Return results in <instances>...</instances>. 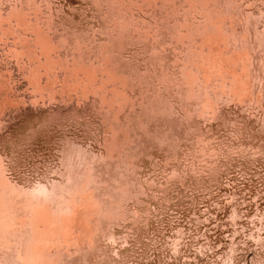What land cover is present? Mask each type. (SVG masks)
<instances>
[{
	"label": "rangeland",
	"instance_id": "374dc122",
	"mask_svg": "<svg viewBox=\"0 0 264 264\" xmlns=\"http://www.w3.org/2000/svg\"><path fill=\"white\" fill-rule=\"evenodd\" d=\"M0 1V6L3 7L2 9L6 8V6H8L7 4L10 2V0ZM4 1L6 3H4ZM7 1L9 2L7 3ZM153 1L157 2L159 0ZM188 1L189 0H184V7L189 10L184 11L186 9L183 10V7L179 11L180 14L190 16L192 21L197 23L207 20V16L199 9L195 10L193 4L192 8L190 7L191 3L189 5L186 4ZM231 1L234 4L231 3ZM32 2H35L39 10L35 8L29 12L33 13L34 10V12L37 10V12L39 11L38 14H42L40 15L42 20L40 19L39 25L43 23L42 25L44 27L47 26L46 23L49 22L48 27L49 29L51 28V32H55L56 30L54 29L64 31L67 28L68 31L75 32L74 34L77 36H81L82 38L86 36V38L83 39L87 42L86 44L89 43L87 40L91 38L90 43L92 41L95 42V44L94 42L91 43L94 48H96L94 45L98 44L96 50L100 48L98 50L99 53L101 52V47L105 50L108 42V46H112L114 50H118L116 53H120L118 54V57L120 56L119 60L127 64L125 72H123L124 75L126 74V76L129 77V84L132 80L135 81L138 75L140 77V74V80L142 77L147 79L141 80H144V82L140 84V88L142 89L130 88L132 94L131 92V95L128 94L129 101L127 102L123 101V96L125 95L122 91L120 92L122 82L119 85L120 81L118 79L112 77V79H116V82L112 81L111 76L109 77V75L104 72L103 74H101V72L99 74L98 72V76L96 73V79L92 75L91 78L95 79L93 82L98 80V83L95 84L97 86L100 84L99 82H106L108 84L109 88H106L107 85L105 84V90L103 88V91H106L104 92L106 95L101 91V87L104 86L103 84V86L101 84L99 85L100 90L94 89V91L96 90V95L93 90L90 91L91 89H84L85 92L79 93L81 91L79 88L77 89L75 87L74 90L68 89L69 86L72 88L73 85L69 84L67 86L66 83L68 81L66 78L67 82L64 80L62 81V77L53 79L49 75L52 80H55V84L53 83L54 81H51V83L56 86V90L53 93L55 96L52 95L51 97V95L47 94L44 95L45 97L38 94L33 96V90L27 82L28 78L20 71L21 68L19 67L20 65L17 62L15 53L11 48V50H9V43L14 41V39L11 38L12 35L9 31V34L6 33V35H8L7 37L0 34V74L9 73L10 76L12 74L11 81L6 82V85L3 83L2 88L4 90L2 91L3 93L0 92V99H2L0 100L1 174H4V176L17 187L26 190L32 189L38 182L42 184L47 183L48 185H50L52 181L60 182L63 177L58 174L56 170L59 169L61 172L63 171L60 165V158L63 150L69 145L83 150L86 154L88 153L87 155H91L93 158L96 156L93 160H99V156L107 157L106 160H102L104 159L102 158L100 159L101 161H96L99 166L101 165L100 162H103L100 167L98 166L99 169L102 166L104 167V169L101 168V171L99 170L97 172L98 174L99 172L100 174L103 172L102 174L105 173V176L117 174L119 177L124 173L122 179L125 180V173L128 172L127 176L130 173V179L133 178L132 181L129 179V176L128 178L126 176V179L129 180H125V182H132L133 186L131 187V193L135 194L133 196L131 195V198H127V200L122 203L121 217L117 215V217L119 216L120 218L114 219L113 216L110 217V222H114L112 224L109 222L112 225V228L108 226L111 231L107 228V225L105 226L108 230L104 226L100 227L102 230H105L107 234L108 231L111 232V237L106 239L108 235L105 232L102 233L106 235H102V233L98 232V230L101 232V229L94 231V233L98 232L99 234L95 233L94 236L96 240L92 243L91 247L87 246V251H89V253H85V256H83V251L78 249L75 250V244L68 243V240L72 241L74 234L75 236H81L84 231L89 230L90 224H87L90 222L87 220L92 216L89 210L92 209L91 206L93 202L85 201L84 197L90 195V198H92L91 196H94L93 192L97 194L94 190L99 187L101 189V186L96 187V185H103L104 193H106L109 186L107 181H109L111 177L113 180H110L109 191H107L111 193L110 189H114V192H116L115 189L117 187L112 188L113 185L111 182L114 183V179H119L120 177H116L117 175L115 177L109 176L107 177V179H109L107 181H105L106 177H102L105 182L102 181L101 184L96 185L94 183V185H91V181L83 185L82 181L80 184H82L84 188H86L87 185L91 187V190L95 188L93 192H89L92 195L89 193L85 195V191L88 192V188H86L84 191H80L82 194L84 193V196H82L76 186L75 189L79 194L73 190V196L75 194L77 195V198L75 195L73 201L75 200L76 202L78 199L80 202H74L75 204L71 202V195L68 199V202H71L69 206L76 205L78 209L89 210L88 212L81 213L84 221L82 218L78 220V228L75 227L74 230H71L73 232L70 233V228L65 227L66 225L59 224V228L57 229L58 232L55 236L46 234L47 228L45 232L44 228H42L45 224L39 223V218L38 220L36 219L38 212L40 213L41 210L44 209L43 202L38 203V201L32 200V203H29V200L26 201L25 197L18 194L16 191H8L9 194L7 191L0 188V255L3 257V252H5V254H7H4L3 258L9 256L10 259L12 257L10 253L13 254V258L15 256L18 257L19 255L17 256V254L21 252H16V254L14 251L21 249L20 241L23 239L24 242H21L27 245V242L30 241V238L27 237L29 234L27 230L30 231L33 229L30 232L34 231L33 234L35 235H33V237L29 235L33 240L32 242L30 241L31 249L29 251H32L30 252L29 261L27 259V264H45L49 262L48 260L53 261L52 258L54 261L57 258L60 260H57V262L53 261L51 264H59L62 262L64 264H264V97H261V99L260 97L257 98V96L254 97V95H250V91L247 89L248 84L244 77H242L234 94H232L231 91L227 92L228 89L224 85L212 86V88L209 89V91H213L212 93L221 89V93L220 91L218 92L219 94L217 93V99H214L213 102V109L216 111L214 110V113H212V110L207 111V109L203 108L205 112H202V107L205 105L196 101L198 100L195 98L196 96L192 97L194 95L191 96L189 92V85H195L194 87L197 89L199 85L195 82L196 80L193 79V74L189 76L192 83L189 84L187 81L189 79L181 72V57L186 52L185 44L181 43L178 36L176 38H166L164 41L153 37L154 31L152 30L157 19L159 20L161 16H163V19L166 18V16H164V11L169 10L167 12H170V8L168 7L170 5L168 4H163L165 5L164 9L159 3L156 4L158 9L162 12L161 15L159 14L161 12L158 11L157 16L153 13L155 7L145 4L144 1L122 0V4L121 2L119 3L121 5L119 11L122 13L123 10L121 11V9L125 8L124 11L129 13L128 18L133 23H130V27H127L126 22H124L125 20L123 19L122 22V17L119 16L115 9L113 10L109 0H32ZM219 2L221 6L226 4L225 6L227 7L228 14L230 15L231 13L233 20H237L236 22L242 25V27L245 25L244 23L246 20H244V15L240 16L237 14V10H241L249 16L251 14L252 16L248 17L254 22L255 29L258 31L263 29L264 0H223ZM166 6L168 8L167 10ZM255 11L259 17L251 13ZM261 15L262 17H260ZM260 18L262 19L260 20ZM44 23L46 25H44ZM118 23L122 25L125 23V32L129 35L123 37L124 40L119 38L124 42L123 44L121 43V45L119 44L120 46L117 43L121 41L118 42L116 39L117 43L113 41L114 45H111L112 39H109L112 35V28H114L115 25H119ZM113 24H115L114 27ZM43 27L41 26L42 29L46 28ZM48 27L47 31H45V35L47 33L50 34L47 35L48 37H53L54 32H48ZM176 27L181 29L180 24H176ZM21 28L24 29L27 27L23 26ZM118 29L117 26V30ZM120 29V31L124 30L123 26L120 27ZM25 30L26 29L23 31ZM110 30L111 32L109 33L108 31ZM28 31L26 30V32ZM222 31V29L213 28L212 35L209 36V34H207V36H209L208 38L204 35L207 39L203 36V40L205 38L204 43L207 40L211 42L214 35L212 42H208L209 46H218L220 43L228 45V43L238 39L237 36H232L231 33ZM80 33L81 35H79ZM114 34L115 31L113 30V35ZM226 35L227 37H224ZM168 36L170 37L172 35ZM258 37H260L259 33ZM244 40L242 43L246 47L254 49L259 54H264V47L259 45V40L256 39L255 36H250L248 34ZM98 46L100 47L98 48ZM151 46L154 49L151 48ZM155 49L157 51H155ZM230 55L233 56V58L236 56L235 53L231 52ZM216 56L217 54L214 55V57ZM215 59L218 58L216 57ZM155 60L158 61L156 62ZM258 61L259 68L254 71L256 74L254 81L257 83L255 91L257 95L261 94L262 96V94H264V59L260 58ZM218 62H220V64H227L228 60L225 59L224 61ZM156 66L158 68H156ZM65 67L67 66H64V72L74 70L72 67L70 68V66L69 69ZM159 67H161L162 70ZM213 67L216 69L218 65H211V69H208L213 72ZM156 69L158 70L157 73L162 72L159 76L155 73ZM215 69L213 73L220 75L219 68ZM152 70L154 74L151 73L153 72ZM217 70L218 72H215ZM67 74L69 75L71 73L68 71ZM67 74L66 76H68ZM109 78L114 85L110 82ZM176 78L179 79L176 81ZM107 80L109 82H107ZM150 80H152V84L149 82ZM117 82L119 88L116 85ZM13 84H20V87L15 90L14 88L9 90L11 85L15 86ZM111 87L118 88L117 90H119L120 93H118V91L115 93L118 98L115 96L114 99L113 92H115L116 89L114 90ZM8 91L11 92L9 93ZM15 91L17 92L15 93ZM97 92L101 95L103 94L102 98ZM159 93H161L160 96ZM162 93L165 96L162 95ZM6 94L8 96L11 95L10 97L15 100L8 103L7 101H3V97L7 96ZM228 94H230V97L227 96ZM21 95H25V99H21ZM149 95L152 96L150 97ZM46 96L50 97L48 98ZM103 96L104 98L107 96L106 99L103 100ZM109 96H112L111 98L115 101L118 100L116 103H114L115 101L113 102L114 109L111 108L109 112L107 109H105L107 111H101L99 109L101 101H105L103 103L107 104ZM251 96L253 101L250 99ZM55 97L56 99H53ZM143 97H146L147 100ZM95 98H97V100ZM244 98L247 101H244ZM158 100L161 102H158ZM163 100L164 102H162ZM165 100L167 102L169 101V104L165 102ZM122 101L123 103L121 106ZM144 101L145 103L148 102V104H145ZM124 102L127 103V105ZM162 103L167 104H163L164 108H162V105L158 106L160 108L157 107L159 110L154 106H151V109L149 106L154 104L157 106ZM133 104L134 106H132ZM202 104L203 106H200ZM166 105L168 108L170 106V110ZM165 106L167 109H165ZM120 107H124V110L121 109L122 112L119 111V114L117 111ZM153 108L157 109L154 113H152L154 110ZM161 108L168 113L166 112V114L163 110V113L161 112L160 115L159 112L162 111ZM149 109H151L150 111L152 112H149ZM189 109L190 111H188ZM143 112H149L152 118L148 113L147 115L150 118L147 117L146 114L142 115ZM156 112H158L160 116H157L158 113ZM138 113L140 114L138 115ZM109 114H112V116ZM114 115L116 116L115 118ZM173 120L174 125L172 124ZM156 128L157 130H155ZM160 132L164 142L160 141L158 137H155V135ZM105 136L106 141H104ZM108 150H111V152ZM104 161L106 163H104ZM107 163H109L110 167H108L109 165ZM105 165L113 169V171L119 169V172L114 173L115 171L113 172L106 168ZM115 166L118 167L116 168ZM122 170L126 172H122ZM108 171L114 174H111V172L109 174ZM106 182L107 184L104 188ZM115 183L117 184V182ZM126 184L125 187L127 188ZM80 188L82 189L81 185L79 189ZM126 188L123 187V190L128 193L131 188L125 191ZM100 189L97 190L103 193V189ZM108 193L102 196L106 197ZM79 195L84 198L85 203L82 202L83 198L81 199ZM96 197L94 196L93 201H96L95 203L97 204L99 202L97 199L98 197ZM109 200L111 201L112 198H109ZM47 204L45 203V205ZM100 204L101 203H99V205ZM96 206H98V204ZM93 209H95V207ZM64 210L68 211V208ZM67 211H63L64 214L62 215L65 216L61 215V217H65L66 220L64 219L62 221H66V223L72 220V214H70L72 210H69L70 213ZM61 213L62 212H60V214ZM104 213L105 211L103 214ZM106 214H104V216H106ZM39 215L37 217H39ZM57 216L56 214V217ZM112 218L114 219L113 221ZM79 223L84 225L80 226L81 224ZM51 225H53V223L49 224V228ZM24 226L27 228L26 231ZM42 230L43 233L41 234L40 232H42ZM22 231V235L26 233L27 236L26 234L25 236L29 240L26 239L27 241H25L24 236H22L23 239L19 238L21 236L19 233ZM37 232L38 236L36 235ZM16 234L18 235V237H16L18 239H14ZM50 237L53 238L51 239ZM66 238L68 240H66ZM13 242H15V244ZM49 243L59 244L64 248L61 247L59 254L53 253V256L50 254H40L36 251L38 244L44 247L59 246ZM16 244L18 245V250H16ZM29 245L27 246L29 247ZM66 246L67 248L71 246V248H68L70 253H68L67 249V251L64 252ZM72 246L75 247L72 248ZM24 247L27 248L26 246ZM12 248L15 249L13 250ZM5 249L8 251L6 252ZM23 253L24 251L22 254ZM26 253H28V249ZM56 255L58 257L54 258ZM26 256H28V254ZM62 256L64 257L62 258ZM82 256L85 257L83 260ZM19 257V260L15 258L18 260V264H21L23 261L26 262L24 256L22 260L21 257ZM34 257L35 260L33 259ZM25 262H23V264Z\"/></svg>",
	"mask_w": 264,
	"mask_h": 264
},
{
	"label": "bare ground",
	"instance_id": "6f19581e",
	"mask_svg": "<svg viewBox=\"0 0 264 264\" xmlns=\"http://www.w3.org/2000/svg\"><path fill=\"white\" fill-rule=\"evenodd\" d=\"M139 1H144V3L145 4H147V5H152V6H154L155 8H154V11H153V13L155 14V15H157L158 14V11H160L161 12V10L160 9H158V7L156 6V4H160V6H162L163 7V9H164V6L165 5H170V6H168L169 8H170V12H167V11H169V10H167L168 8H167V6H166V10L167 11H164V13H165V15H164V13H163V15L164 16H166V18H164L163 19V16H161L162 15V12L161 13H159V14H161L160 16H161V18H160V16H159V20L157 19V22H156V24H154V26H153V30L152 31H154V36L153 37H155V39H161V41H164L166 38H176L177 36L179 37V40L181 41V43H183V44H185V46H186V52H185V54H183V56L181 57V60H182V62H181V65H182V67H181V72L183 73V75L187 78V79H189V80H187L188 82H189V84H192L191 83V79H190V74L192 75L193 74V79L194 80H196L195 82L199 85L198 87V89L197 88H195L194 86H192V85H189V89H190V91H189V89H188V91L190 92V94H191V96L192 95H194V96H192V97H195V98H197L198 100H196V101H199V102H201V103H203L205 106H206V108H205V106H203V104L202 105H200V106H203L202 107V112H205L204 110H203V108L204 109H207V111H211L212 113H214L213 111L215 110V109H213L214 107H213V102H214V99L216 100L217 99V93L220 91V93H221V89L219 90V91H215L214 93H212L211 92V90L209 91V89L210 88H212V86H222V85H224L227 89H228V91L227 92H232V94H234L235 92H236V87H237V85L239 84V82L242 80V77H244V79L246 80V82H247V84H248V86H247V89H248V91H250V95H254V97L255 96H257V98L258 97H264V94H262V96H261V94L260 95H257V93H256V91H255V87H256V81H254V78H256V74H255V72L254 71H256V69H258L259 67V59L261 58V59H264V54L263 53H257L254 49H252V48H250V47H246L242 42H243V40L245 39V37L249 34L250 36H255V38L256 39H258L259 40V45L260 46H263L264 47V27H263V29L262 30H260L259 29V26H258V29L260 30V31H258V30H256L255 29V27H254V22L253 21H251V19L249 18L250 16H252L251 14H250V16L249 15H246V13L244 12L243 13V11H241V10H237V14H239L240 16L241 15H244V20H246V22L243 24L244 26L242 27V25H240V24H238L236 21H235V19L233 20V17L231 16V13H230V15L228 14V11H227V7L224 5V6H221V5H219L220 4V2L219 1H223V0H189L188 1V3L186 2V4H190L191 3V8H192V6L193 7H195V10H200L201 12H203L206 16H207V20H204V21H202V22H194V21H192V19L190 18V16H187V15H182V14H180V9H182L183 7H184V0H159V1H157V2H154L153 0H139ZM9 1H7V3H8ZM32 2V0L31 1H29V0H21V1H19V0H10V2L7 4L8 6H6V8H4V9H2L3 7H1L0 6V34L2 35V36H8V35H6V33H8V31H9V33L12 35V39H14V41L12 42V43H9V50H11L12 49V51L15 53V55H16V57H17V62H18V64L20 65L19 67L21 68V70L20 71H22V73L23 74H25V76L28 78V85L32 88V90H33V93H32V95L33 96H35V94H38V95H42V96H44L45 94H47V95H51V97H52V95H53V93L55 92V90H56V86H54L52 83H51V81H54L53 83L55 84V80H52L51 78H50V76L53 78V79H58V78H63L62 79V81L64 80V81H66V79H67V83H66V85L68 86L69 84H71V85H73L72 86V88L70 87H68V89H73L74 90V88L76 87L77 89L79 88V90H81L79 93H81V92H83L84 91V89L85 90H90V91H92L93 90V92L95 93V95H96V90L94 91V89H99L100 90V87H99V85L101 84H105V85H107V87L106 88H109L108 87V84L105 82V83H102V82H99L100 84H98V86L97 85H95L96 83H98L97 81H95V82H93V80H95L96 78H95V74L97 73V76H98V72H99V74H100V72H101V74H103V72L104 73H106L107 75H109V77L111 76V79H112V77L113 78H116V79H118L119 81V85H120V83H121V87H120V92L122 91L123 93H124V95L125 96H123L124 97V99H123V101H129V96H128V94L129 95H131L132 94V91H131V89L130 88H132V89H139L141 86H140V84H141V82L143 83L144 82V80L143 81H141L142 79H147V78H143L142 77V79L140 80V77H141V74H140V77H139V75H138V77H136L135 79L137 80H132L131 82H130V84H129V77H127L126 76V74L124 75V72H125V68H126V65L127 64H125V62H122L121 60H119L120 58V56L118 57V54H120V53H116L117 51L116 50H114L113 48H112V46H108L109 45V43L107 42V44L108 45H106V46H104V47H106L105 48V50H103L104 48L103 47H101V54L99 53V47L100 46H98V48L99 49H97L96 50V48H97V45H94V46H96V48H94L93 47V45L91 44L92 42H94V41H92L91 43H90V39L89 40H87V41H89V43L88 44H86L87 42L86 41H84L83 39H85L86 38V36H85V38H82L81 36H77V35H75L72 31H68L67 30V28H66V30H64V31H59L58 29H54V30H56L54 33L53 32H51L50 31V29H49V22L48 23H46L47 24V26H44L43 27V23H41L40 25H39V23H40V15H42V14H38V12H37V10H36V12H34L33 11V13L31 12H29L30 10H33V9H35V8H37V6H36V4H35V2L33 3H31ZM109 2H110V5L112 6V8H113V10L115 9V11L119 14V16L120 17H122L121 18V20H122V22H123V19L125 20L124 22H126V25H127V27H130V23H132V21H130L129 20V18H128V15H129V13H127V12H125L124 10H125V8H122L121 9V11L123 10V12L121 13L120 11H119V9L121 8V5L119 4L120 2H121V4H122V0H109ZM216 2H219V3H216ZM4 3H6L5 1H4ZM222 3V2H221ZM231 3H233L232 1H231ZM0 4H1V1H0ZM163 4H165V5H163ZM186 4H185V6H186ZM193 4V5H192ZM229 4H230V2H229ZM228 4V5H229ZM234 4V3H233ZM236 4V3H235ZM223 5V4H222ZM3 6V5H2ZM234 6V5H233ZM197 7V8H196ZM229 7V6H228ZM235 7V6H234ZM237 7V6H236ZM188 8V7H187ZM190 8V9H191ZM38 9V8H37ZM110 9V8H109ZM162 9V8H161ZM163 9H162V11H163ZM184 9H186L185 7L183 8V10ZM232 9V8H231ZM236 9V8H235ZM39 10V9H38ZM187 10H189V9H186V10H184V11H187ZM194 10V9H193ZM228 10H229V8H228ZM230 11V10H229ZM236 11V10H235ZM245 11V10H244ZM233 12V11H232ZM183 13V12H182ZM188 13V12H187ZM251 13H253V14H255L256 16H258L257 15V12L255 11V12H251ZM260 13H261V11H260ZM117 14V15H118ZM248 14V13H247ZM116 15V16H117ZM169 15V16H168ZM232 15L234 16V14L232 13ZM260 15V14H259ZM158 16V15H157ZM239 16V17H240ZM249 16V17H248ZM204 17V16H203ZM259 17V16H258ZM260 17H262V15L260 16ZM44 18V17H43ZM158 18V17H157ZM243 18V17H242ZM166 19V20H165ZM258 19V18H257ZM262 18H260V20H261ZM42 20V19H41ZM120 20V21H121ZM42 22V21H41ZM44 22H46V21H44ZM241 22V21H240ZM239 22V23H240ZM155 23V22H154ZM243 23V22H242ZM45 23H44V25H46ZM119 24V23H118ZM125 24V23H124ZM122 25V24H119V25H115V24H113V27H114V25H115V27L114 28H112V35H111V37L109 38V39H112L111 41H109V42H111L112 44L111 45H114L113 44V41H116V39L118 40V42L119 41H121L120 39L122 38V40H124V38L123 37H127V36H129L128 35V33L126 34V32H125V29H126V25ZM133 24V23H132ZM132 24H131V26H132ZM176 24H180L181 25V29H179V28H177L176 27ZM263 24H264V22H263ZM123 26V29L124 30H122V31H120L121 29H120V27H122ZM27 27V28H24V29H26L28 32H26V30L25 31H23L24 29L23 28H21V27ZM41 26L43 27V28H45V29H42L41 28ZM117 26H118V30H117ZM47 27H48V32L50 31L51 33H53V37H48L47 35H50V34H47L46 33V35H45V31H47ZM213 28H219V29H222L223 31H225V32H229V33H231L232 34V36H237L238 37V39L236 40V41H232V42H230V43H228V45H224L223 43L221 44H218V46H209V44H208V40L207 41H205V43H204V40H205V38L207 37H209L210 35H212V30H213ZM43 30H44V32H43ZM113 30L115 31V34L113 35ZM222 31V32H223ZM258 31V32H257ZM109 33L111 32V30L110 31H108ZM8 33V34H9ZM108 33V34H109ZM153 33V32H152ZM228 33V34H229ZM258 33H259V36L260 37H258ZM207 34H209V36H207ZM218 34V33H217ZM227 34V35H228ZM10 35V36H11ZM79 35H81V33L79 34ZM82 35H83V33H82ZM168 35H172V36H168ZM204 35H206V37L204 36ZM222 35V34H221ZM227 35L226 36H224V37H227ZM246 35V36H245ZM203 36L205 37L204 38V40H203ZM215 36V35H214ZM214 36H213V38H214ZM232 36H231V39H232ZM84 37V36H83ZM222 37V36H221ZM3 38V37H2ZM95 38V37H94ZM120 38V39H119ZM206 38V39H207ZM213 38H212V40H213ZM248 38V37H247ZM93 39V38H92ZM243 39V40H242ZM212 40H211V42H212ZM228 40H230V39H228ZM221 41V40H220ZM244 41H246V40H244ZM85 42V43H84ZM169 42V41H168ZM211 42H209V43H211ZM223 42V41H222ZM228 42V41H227ZM250 42V41H249ZM5 43V42H4ZM99 43V42H98ZM115 43H117V41L115 42ZM121 43L123 44L124 42H120V43H117L118 45L120 44L121 45ZM215 43V42H214ZM218 43V42H217ZM217 43H216V45H217ZM247 43V42H246ZM94 44H95V42H94ZM100 44V43H99ZM147 44V43H146ZM149 44V43H148ZM119 45V46H120ZM154 45V44H153ZM159 45V44H158ZM214 45V44H213ZM5 46V45H4ZM116 46V45H115ZM147 46V45H146ZM163 46H164V44H163ZM181 46V45H180ZM118 47V46H117ZM116 47V48H117ZM182 47V46H181ZM11 48V49H10ZM151 48H153L152 46H151ZM154 49V48H153ZM152 49V50H153ZM184 49H185V47H184ZM181 50H182V48H181ZM97 51H98V53H97ZM155 51H157L156 49H155ZM184 51V50H183ZM235 51V52H234ZM103 52V53H102ZM230 52L231 53H235L236 54V56H235V58H233V56H231L230 55ZM163 53V52H162ZM182 53V52H181ZM240 53V54H239ZM217 54V58L218 59H215L216 57H214V55H216ZM158 55V54H157ZM163 55V54H162ZM161 55V56H162ZM219 56V57H218ZM159 57V56H158ZM157 57V58H158ZM165 57V56H164ZM169 57V56H168ZM14 58V57H13ZM124 58V57H123ZM165 58H167V57H165ZM170 58V57H169ZM7 59V58H6ZM121 59H122V57H121ZM164 59V58H163ZM228 60V62H227V64H225V63H222V64H220V62H218V61H224V60ZM168 60V59H167ZM166 60V61H167ZM117 61V62H116ZM156 61V60H155ZM158 61V60H157ZM156 61V62H157ZM9 63V62H8ZM165 63V62H164ZM166 64V63H165ZM218 65V67H216V69L217 68H219V73H220V75H216V74H214L213 72H214V69H213V72H211L208 68H210V66L211 65H215V66H217ZM7 65V64H6ZM13 65V64H12ZM11 65V66H12ZM153 65H155V64H153ZM161 65V64H160ZM64 66H67L68 67V69H69V66H70V68L72 67V69H74V70H72V71H70V70H68V69H66V70H68L71 74H67V72H64ZM162 66V65H161ZM164 66V65H163ZM4 67V66H3ZM67 67H65V68H67ZM149 67V66H148ZM16 68V67H15ZM156 68H158L157 66H156ZM160 69H161V67H159ZM165 68V67H164ZM170 68V67H169ZM212 68V67H211ZM210 68V69H211ZM17 69V68H16ZM215 69V70H216ZM61 70H63V71H61ZM154 70H155V68H154ZM162 70V69H161ZM244 70V71H243ZM0 71H1V69H0ZM124 71V72H123ZM147 71V70H146ZM153 71V70H152ZM157 69H156V74L159 76V74H161V73H157ZM160 71V70H159ZM11 72V71H10ZM122 74H121V73ZM129 72V71H128ZM215 72H218V70L217 71H215ZM130 73V72H129ZM151 73H153L154 74V71L153 72H151ZM218 73V74H219ZM66 74L68 75V76H66ZM94 74V75H93ZM134 74H135V72H134ZM48 75V76H47ZM50 75V76H49ZM91 75L92 76H94V78L95 79H93V78H91ZM128 75V74H127ZM132 75V74H131ZM149 75H152V74H149ZM168 75V74H167ZM173 75V74H172ZM11 76H12V74H11ZM11 76H10V74L9 73H2V74H0V92H2L4 89L2 88V84L3 83H5V85H6V82H10L11 81ZM96 76V77H97ZM102 76V75H101ZM177 76V75H176ZM217 76V77H216ZM68 77H69V79H68ZM88 77V78H87ZM103 77H104V75H103ZM103 77H102V79H103ZM66 78V79H65ZM131 78H133V77H131ZM181 78V77H180ZM13 79V78H12ZM15 79V78H14ZM49 79H51V80H49ZM98 79V78H97ZM107 79V78H106ZM105 79V80H106ZM110 79V78H109ZM111 79H110V82L112 83V81H115L116 82V79H112V81H111ZM179 78H176V81L178 80ZM183 79V78H182ZM192 79V80H193ZM104 80V79H103ZM102 80V81H103ZM131 80V79H130ZM101 81V80H100ZM173 81V80H172ZM182 81V80H181ZM180 81V82H181ZM185 81H186V79H185ZM57 82V81H56ZM107 82H109L108 80H107ZM118 82L116 83V85H117V87L119 86L118 85ZM134 82V83H133ZM145 82H146V80H145ZM148 82V81H147ZM149 82H151V84H152V80H150ZM148 82V83H149ZM179 82V83H180ZM245 82V83H246ZM19 83V82H18ZM63 83V82H62ZM242 83H244V82H242ZM113 85H114V83H112ZM195 84V83H194ZM5 85H4V87H5ZM10 85V84H9ZM13 85H15V86H10V88H9V90H11V89H13L14 88V90L15 89H18L19 87H20V84H13ZM102 85V86H103ZM105 85L103 86V87H101L102 88V90L101 91H103V88H104V90H105ZM243 85V84H242ZM241 85V86H242ZM63 86H64V83H63ZM62 86V87H63ZM110 86V85H109ZM146 86H147V84H146ZM7 87V86H6ZM116 87V86H115ZM115 87H111V88H113L114 90L116 89ZM149 87V86H148ZM186 87V86H185ZM196 87H197V85H196ZM244 87H245V85H244ZM262 87V86H261ZM93 88V89H92ZM119 88V87H118ZM117 88V89H118ZM259 88V87H258ZM66 89V88H65ZM116 89V91L115 92H113V93H111V94H113V96H114V99H115V96L117 95V94H115L117 91H118V93H120L119 92V90H117ZM140 89H142V88H140ZM144 89H145V86H144ZM150 89V88H149ZM181 89V88H180ZM182 89H183V87H182ZM185 89V88H184ZM219 89V88H218ZM217 89V90H218ZM224 89V88H223ZM21 90V89H20ZM79 90H77V91H79ZM109 90V89H108ZM152 90V89H151ZM179 90V89H178ZM186 90V89H185ZM245 90H246V88H245ZM257 90V89H256ZM260 90H262V89H260ZM260 90H258V91H260ZM111 91V90H110ZM183 91V90H182ZM9 92V91H8ZM11 92V91H10ZM9 92V93H10ZM17 91H15V93H16ZM21 92V91H20ZM85 92V91H84ZM87 92V91H86ZM104 92H106V91H103V94H104ZM108 92V91H107ZM130 92H131V94H130ZM139 92V91H138ZM155 92H157V91H155ZM186 92V91H185ZM189 92H186V93H189ZM262 92V91H261ZM3 93V92H2ZM23 93V92H22ZM98 93V92H97ZM100 93H102V92H100ZM223 93V92H222ZM238 93V92H237ZM252 93V94H251ZM1 94V93H0ZM13 94H14V91H13ZM17 94H19V93H17ZM85 94V93H84ZM99 94V93H98ZM102 94V95H103ZM110 94V95H111ZM154 94V93H153ZM160 94L161 93H159V96H160ZM189 94V95H190ZM219 94V93H218ZM3 95V94H2ZM7 95V94H6ZM100 95V97L102 98V95L101 94H99ZM104 95H106V93L104 94ZM119 95V94H118ZM156 95V94H155ZM162 95H164L163 93H162ZM222 95V94H221ZM230 94H228L227 96H229ZM11 96V95H10ZM10 96H6V97H3V101H7V103L8 102H13L15 99L14 98H12V97H10ZM17 96V95H16ZM53 96H55V95H53ZM121 96V95H120ZM148 96V95H147ZM150 96V95H149ZM152 96V95H151ZM150 96V97H151ZM159 96H156V97H159ZM165 96V95H164ZM188 96V95H187ZM18 97V96H17ZM21 97V99H25V95H21L20 96ZM32 97V96H31ZM31 97H30V99H31ZM45 97V96H44ZM46 97H48V96H46ZM50 97V96H49ZM48 97V98H49ZM106 97L107 96H105V98H104V96H103V100L104 99H106ZM112 97V96H111ZM110 96H109V98L107 99L108 100V103H107V101H106V103L107 104H105V103H103V102H105V101H101V103H100V105H99V109L101 110V111H107L108 110V112H109V110H111V108H113L114 109V106H113V104L114 103H116V101H118V100H113V98H111ZM117 97V96H116ZM150 97H149V100H150ZM223 97V96H222ZM221 97V98H222ZM230 97V96H229ZM250 97V96H249ZM253 97V98H254ZM47 98V99H48ZM118 98V97H117ZM143 98H145L146 99V97H143ZM142 98V99H143ZM148 98V97H147ZM154 98H155V96H154ZM160 98V97H159ZM164 98V97H163ZM184 98V97H183ZM185 98H186V96H185ZM219 98V97H218ZM243 98V97H242ZM20 99V98H19ZM18 99V100H19ZM20 99V100H21ZM36 99V98H35ZM46 99V100H47ZM53 99H56V97L55 98H53ZM96 100H97V98H95ZM120 99V98H119ZM167 99V98H166ZM245 99V98H244ZM244 99H242V100H244ZM251 100H252V96H251V98H250ZM262 99V98H261ZM0 100H2V99H0ZM27 100V99H26ZM33 100V99H32ZM101 100V99H100ZM147 100V99H146ZM145 100V101H146ZM154 100V99H153ZM161 100H162V98H161ZM260 100V99H259ZM263 100H264V98H263ZM262 100V101H263ZM16 101H17V98H16ZM41 101H43V100H41ZM50 101V100H49ZM51 101H52V99H51ZM55 101V100H54ZM115 101V102H114ZM123 101L121 102V106H122V103H123ZM138 101V100H137ZM145 101H144V103H145ZM172 101V100H171ZM192 101V100H191ZM244 101H247L246 99L244 100ZM253 101V100H252ZM32 102V101H31ZM34 102V101H33ZM36 102V101H35ZM57 102V101H56ZM98 102V101H97ZM114 102V103H113ZM133 102V101H132ZM152 102V101H151ZM157 102V101H156ZM158 102H161V101H159L158 100ZM162 102H164V100L162 101ZM165 102H167L166 100H165ZM169 102V101H168ZM167 102V103H168ZM194 102V101H193ZM43 103V102H42ZM125 103V102H124ZM143 103V102H142ZM142 103H141V105H142ZM143 103V104H144ZM167 103H165V104H167ZM172 103V102H171ZM201 103H199V104H201ZM261 103V102H260ZM24 104V103H23ZM37 104H38V102H37ZM126 105H127V103H125ZM132 104V103H131ZM140 104V103H139ZM145 104H148V102L147 103H145ZM159 104V103H158ZM164 103H162V104H160V105H157V106H155V104L154 105H149L150 106V108L152 109V107L154 106V107H158V106H161L162 105V108H164V105H163ZM169 104V103H168ZM187 104V103H186ZM216 104V103H215ZM7 105V104H6ZM11 105V104H10ZM16 105H17V103H16ZM28 105V104H27ZM33 105H34V103H33ZM124 105V104H123ZM125 105V106H126ZM185 105V104H184ZM197 105V104H196ZM32 106V105H31ZM36 106V105H35ZM120 106V105H119ZM124 106V107H125ZM132 106H134V104L132 105ZM149 106H148V108H149ZM152 106V107H151ZM167 106V105H166ZM166 106H165V109H167L168 108V106H167V108H166ZM124 107H120L119 109H118V113H119V111H121L122 112V110H124L123 108ZM147 107V106H146ZM173 107V106H172ZM187 107V106H186ZM191 107V106H190ZM190 107H188V108H190ZM209 109H208V108ZM12 108V107H11ZM56 108V107H55ZM141 108V107H140ZM159 108V107H158ZM157 108V109H158ZM162 108H161V110H162ZM211 108V109H210ZM5 109V108H4ZM10 109V108H9ZM27 109V108H26ZM105 109H107V110H105ZM122 109V110H121ZM146 109V108H145ZM151 109H149L148 111L149 112H152V111H150ZM154 109V108H153ZM157 109H154L153 110V112L152 113H154V111H156ZM160 109V108H159ZM158 109V110H159ZM169 110H170V106H169V108H168ZM173 109V108H172ZM194 109H195V106H194ZM25 110V109H24ZM164 110V109H163ZM163 110L162 111H160L159 113H160V115H161V112L163 113ZM28 111V110H27ZM56 111V110H55ZM114 111V110H113ZM115 111H116V109H115ZM135 111H137V110H135ZM147 111V110H146ZM165 111V110H164ZM188 111H190V109L188 110ZM216 111V110H215ZM111 112V111H110ZM124 112V111H123ZM149 112H147L148 113V115L150 114ZM167 111H165V113H166ZM56 113V112H55ZM102 113V112H101ZM113 113V112H112ZM147 113H144L143 112V114L142 115H147ZM151 113V114H152ZM156 113H158V112H156ZM159 113H158V115L157 116H160L159 115ZM168 113V112H167ZM166 113V114H167ZM210 113V112H209ZM114 114H115V112H114ZM120 114V113H119ZM119 114H117V115H119ZM125 114V113H124ZM140 113H138V115H139ZM109 115H111L112 116V114H109ZM121 115H123V114H121ZM147 115V117H151V115H149L148 116ZM162 115H164V114H162ZM215 115V114H214ZM3 116V115H2ZM105 116V115H104ZM157 116H155V117H157ZM165 116V115H164ZM164 116H161V117H164ZM7 117V116H6ZM116 116L114 115V118H115ZM149 117V118H150ZM216 117V116H215ZM124 118V117H123ZM144 119H146L145 117H143ZM149 118H147V119H149ZM152 118V117H151ZM154 118V117H153ZM168 118H169V116H168ZM172 118V117H171ZM171 118H170V120H171ZM7 119V118H6ZM155 119V118H154ZM175 119H177V118H175ZM143 120V119H142ZM150 120V119H149ZM137 121V120H136ZM171 122V121H170ZM169 122V123H170ZM173 122H174V120L172 121V124H173ZM176 122V121H175ZM122 123V122H121ZM124 123V122H123ZM127 123V122H126ZM141 124V123H140ZM172 124H170V125H172ZM7 125V124H6ZM146 125V124H145ZM174 125V124H173ZM142 126V125H141ZM148 126V125H147ZM135 127V126H134ZM140 127V126H139ZM177 127V126H176ZM148 128V127H147ZM150 128V127H149ZM158 128V127H157ZM157 128L155 129V130H157ZM141 129H143V128H141ZM149 130V129H148ZM158 130H159V128H158ZM172 130V129H171ZM151 131V130H150ZM152 132V131H151ZM155 132V131H154ZM145 133H146V131H145ZM150 133V132H149ZM148 134V133H147ZM152 136V135H151ZM113 137V136H112ZM111 137V138H112ZM155 137L157 138L158 137V139L160 140V141H163L164 142V140H163V138H161L162 137V134H161V132L159 133V134H156L155 135ZM168 137V136H167ZM107 138H108V136H107ZM152 138V137H151ZM106 139V136H105V138H104V141H106L105 140ZM116 140V139H115ZM111 141H112V139H111ZM119 141H120V139H119ZM159 141V142H160ZM114 143V142H113ZM144 143V142H143ZM112 144V143H111ZM117 144V143H116ZM113 146H114V144H113ZM115 148V147H114ZM118 148V147H117ZM171 148V147H170ZM120 149V148H119ZM109 151V150H108ZM109 152H111V150L109 151ZM88 154V153H87ZM86 154V152H84L83 150H81V149H78V148H76V147H71V146H66V148L63 150V152H62V156H61V158H60V165L62 166V168H63V171L61 172L59 169H57L56 170V172L58 173V174H60L63 178H62V180L60 181V182H55V181H52V182H50V185H48L47 183H45V184H42V183H37L35 186H33V188L32 189H30V190H26V189H22L21 187H17L14 183H11V181H9V179H7V177H5L4 176V174H1V172H0V188L1 189H3L4 191H16L18 194H20V195H22L23 197H25V200L26 201H28L29 200V203H32V200L33 201H38V203L39 202H43L44 204V209L43 210H41V212L39 213L38 212V214H37V216L39 215V217H37L36 216V219L38 220V218L40 219L39 220V223L41 222L43 225L45 224L46 225V227H45V225H44V227H42V228H44V232H45V229L47 228V231L45 232L46 234H51V236H55V234L57 235V232H58V228H59V224H61V225H66L65 227H69L70 228V233L71 232H73V231H71V230H74L75 229V227H77L78 226V220H80L81 218H82V212H88V210H81V209H78V207H76V205L75 206H69V203H71V202H75V200L73 201V199L75 198V195L73 196V190H75V192L77 193V194H79V192L80 191H84V189H86V188H88V192H86L85 191V195H86V193H89L90 191L91 192H93V190L95 189H93V190H91L90 188L91 187H88V185H87V187L86 188H84L83 186H82V184H80L82 181H83V185H86V183L88 184L89 183V181H91L90 182V184L91 185H96V184H101V182L103 181V178L102 177H106V180H105V178H104V180L105 181H107V180H113V178L111 179V178H109V179H107V177H109V176H113V177H115L116 175H108V176H105L104 174H102L103 172H101V174H102V176H101V174H100V172H99V174L97 173L101 168H103L104 169V167L102 166L100 169H99V167L103 164V162H100V166H99V164H97V162L96 161H99L100 159H102V158H104V159H102V160H106V158L105 157H102V156H99V160L98 159H95V160H93L94 158H96V156L93 158V157H91V155H87ZM98 156H97V158H98ZM112 156V155H111ZM107 160H109V159H107ZM101 161V160H100ZM108 162V161H107ZM124 162V161H123ZM126 162V161H125ZM104 163H106L105 161H104ZM110 163V162H109ZM109 163H107L108 165H109ZM130 163V162H129ZM133 164V163H132ZM115 165V164H114ZM2 166V165H1ZM99 166V167H98ZM106 166V165H105ZM127 166V165H126ZM125 166V167H126ZM130 166H131V164H130ZM108 167H110V165L108 166ZM107 166H106V168H108ZM116 167V166H115ZM118 167V166H117ZM116 167V168H117ZM59 168V167H58ZM3 169V168H2ZM102 169V170H103ZM108 169H110V168H108ZM124 169V168H123ZM110 170H112L113 171V169H110ZM101 171V170H100ZM103 171H105V170H103ZM115 171V170H114ZM113 171V172H114ZM106 172V171H105ZM111 172V171H110ZM110 172L108 171V173L110 174ZM113 172H111V174L113 173ZM116 172H119V169L117 170L116 169V171L114 172V173H116ZM121 172V171H120ZM122 172H126L125 170L123 171L122 170ZM56 173V174H57ZM107 173V174H108ZM113 173V174H114ZM127 173L128 172H126L125 174H126V176H127ZM119 174V173H118ZM121 174V173H120ZM130 174V173H129ZM128 174V176H129V179H130V175ZM104 175V176H103ZM124 175V173L122 174V175H120L119 177L121 178H119L118 177V175L116 176V177H118L119 179H114V181L115 182H117V184L114 182V183H112L111 182V184L113 185V187L112 188H116L115 189V191L116 192H114V189L113 190H111L110 189V191H111V193H108V189H109V186H110V180L109 181H107L108 182V188H107V190H106V193H108L109 194V196H108V194H107V196L106 197H103L106 193H104V189H103V185H96V187H99V186H101V189H100V187L99 188H97V189H100V190H102L103 189V193H102V191L100 192L99 190H94V191H96L97 192V194L95 193V192H93L94 194V196L98 199V202L99 203H101L100 205H99V203H97L98 204V206H96L97 204L93 201V198H94V196H91L92 198H90V195L89 194H91V193H89L88 195L89 196H87L86 195V197H84L85 198V201H91V202H93L92 204V206H94L95 207V209H93L94 207H92L91 206V208L92 209H90L89 210V212H91V214H92V216L90 217V218H88V220L87 221H89L90 223H88L87 225H89L88 227H89V230L87 231H82L83 232V235L81 234V236H75V234H74V236L72 237V241H69L67 238H66V240H68V243H73V244H75V248L72 246V248H74L75 250L76 249H78V250H81V251H83V256H85V253L86 254H88L89 253V251H87V246L88 247H91L92 246V243H94V241L96 240L95 239V233H102V232H105V230H102L100 227H102V226H104L105 228H106V226L105 225H107V228H108V226H109V228H112L111 226V224L112 223H114V222H110V220H111V216H113V218L114 219H116V218H118L117 217V215H120V217H121V210H122V203L125 201V200H127V198L129 199V197L132 195H134V194H132L131 193V191H132V186H133V184H132V182H129V183H127V182H125V180L126 181H128L129 179H126V176L124 177V179L125 180H123L122 178V176ZM128 176H127V178H128ZM133 177V176H132ZM133 179V178H132ZM132 179H130L131 181H132ZM85 180V181H84ZM105 181H103V182H105ZM107 182L104 184V188H105V186H106V184H107ZM94 183V184H93ZM127 185V188L125 187V184ZM81 185V187H82V189L80 190L79 189V187H80V185ZM89 184V185H90ZM123 184H124V186H123ZM129 184V185H128ZM132 184V185H131ZM131 185V186H130ZM76 186L78 187V191L75 189L76 188ZM124 188H126L125 189V191L127 190H129V188H131L129 191H128V193L127 192H124V190H123V187ZM130 186V187H129ZM135 186V185H134ZM93 187V186H92ZM129 187V188H128ZM118 189V190H117ZM120 189V190H119ZM134 189V188H133ZM99 191V192H98ZM113 191V192H112ZM1 192V191H0ZM74 192V193H75ZM9 193V192H8ZM10 194V193H9ZM80 194H82L81 192H80ZM96 194V195H95ZM3 195V194H2ZM72 195V196H71ZM92 195V194H91ZM103 195V196H102ZM70 196H71V198H70ZM80 196V195H79ZM78 196V197H79ZM82 196H84V193L82 194ZM82 196H80L81 197V199L83 198ZM4 197V196H3ZM8 197V196H7ZM79 197V198H80ZM135 197V196H134ZM70 198V201L71 202H68L69 199ZM76 198H77V195H76ZM84 198L82 199L83 201L82 202H84L85 203V201H84ZM86 198H88V199H86ZM95 198V199H96ZM108 198V199H107ZM109 198H112V200L110 201L109 200ZM131 198V197H130ZM80 199V200H81ZM92 199V200H91ZM94 199V200H95ZM96 199V200H97ZM24 200V201H25ZM31 200V201H30ZM77 201H79L78 199H77ZM77 201L75 202V203H77ZM80 202V201H79ZM81 202V203H82ZM20 203V202H19ZM34 203V202H33ZM37 203V202H36ZM45 203L47 204V205H45ZM74 203V204H75ZM95 203V204H94ZM42 204V203H41ZM86 204H89V203H86ZM34 205H35V203H34ZM71 205V204H70ZM77 205H81V204H77ZM91 205V204H90ZM89 205V206H90ZM88 206V207H89ZM66 208H68V211L67 210H64V209H66ZM72 210L71 212L72 213H70L69 212V210L70 209ZM63 211H67V212H69L70 214H72V220H71V222L70 221H67V223H66V221H62V220H64L65 219V217H61V215L62 214H64L63 213ZM105 211V213L104 214H106V216H104V214H103V212ZM20 212V211H19ZM57 212V213H56ZM58 212H59V214H58ZM60 212H62L61 214H60ZM5 213V212H4ZM101 213H102V215H101ZM56 214L58 215L57 217H56ZM66 214V213H65ZM60 215V216H59ZM89 215H90V213H89ZM62 216H65V215H62ZM102 216V217H101ZM104 216V217H103ZM60 217H61V219H60ZM105 217H106V219H105ZM119 217V218H120ZM69 218V217H68ZM108 218V219H107ZM110 218V219H109ZM112 218V221L114 220ZM123 218V217H122ZM59 219V220H58ZM37 220H36V222H37ZM66 220V219H65ZM68 220V219H67ZM70 220V219H69ZM82 220H83V218H82ZM109 220V221H108ZM118 220V219H117ZM26 221V220H25ZM84 221V220H83ZM116 221V220H115ZM24 222V221H23ZM22 222V223H23ZM68 222H70V223H68ZM111 224H110V223ZM39 223H37V224H39ZM51 223H53V225H51V227L49 228V224H51ZM83 223V222H82ZM87 223V222H86ZM24 224V223H23ZM22 224V225H23ZM79 224H81V223H79ZM110 224V225H109ZM33 225V224H32ZM42 225V226H43ZM84 225V224H83ZM82 224L80 225V226H83ZM86 225V224H85ZM30 226V225H29ZM28 226V227H29ZM41 226V225H40ZM79 226V227H80ZM32 227V226H31ZM31 227H30V229H31ZM61 227V226H60ZM64 227V228H65ZM21 228V227H20ZM41 228V229H42ZM78 228V227H77ZM84 228V227H83ZM106 228V229H107ZM108 228V229H109ZM23 229V228H22ZM24 229H25V231L27 230V228L24 226ZM29 229V230H30ZM37 229V228H36ZM38 229H40V228H38ZM84 229H86V228H84ZM98 229H101V232L98 230ZM104 229V228H103ZM107 229V230H108ZM31 230H33V229H31ZM30 230V231H31ZM98 230V232H95L94 233V231H97ZM110 231H111V229H109ZM19 231V230H18ZM21 231V230H20ZM24 231V230H23ZM23 231L21 232V233H19L20 235V239H23L22 238V236H24L25 237V241H27V240H29L28 238H30V241L32 242V240L33 239H31V236L29 237V235H32V237H33V235H35V234H33L34 233V231H32V232H30V231H28L27 230V233L29 232V234H28V236H27V234H26V236L28 237H26L25 236V234L24 235H22V233H23ZM80 231V230H79ZM32 233V234H31ZM41 234L43 233V230H42V232H40ZM69 233V232H68ZM98 233V234H99ZM106 233V232H105ZM105 233H102V235H106ZM110 233L111 232H109L108 231V236H106L107 238L106 239H108V238H110L111 236H110ZM17 235V234H16ZM15 235V237H14V239H18V238H16V237H18V235L16 236ZM37 236H38V232H37V234H36ZM66 235V234H65ZM112 235V234H111ZM41 236V235H40ZM101 236V235H100ZM36 237V236H35ZM43 238V237H42ZM51 238V237H50ZM53 238V237H52ZM51 238V239H52ZM63 238V237H62ZM102 238H103V236H102ZM27 239V240H26ZM1 240V239H0ZM13 240V239H12ZM71 240V239H70ZM14 241H16V240H14ZM20 241V240H19ZM21 241H23L24 242V239L23 240H21ZM20 241V243H21V251L20 250H18L19 248H17V244H16V250H18V251H14L15 253L16 252H21V253H19V254H17V256L19 255H21L20 257H21V260H22V258H23V256L25 257V259H26V262L25 261H23V262H25L24 264H27V262L29 261V256H30V252L32 251H29L30 249H31V243H30V241H28L27 242V245H29V247L27 246V245H25L23 242H21ZM48 241V240H47ZM59 241V240H58ZM17 242V241H16ZM65 242H67V241H65ZM64 242V243H65ZM14 244H15V242H13ZM29 243V244H28ZM33 243H34V241H33ZM56 243V242H55ZM49 244H54V243H49ZM48 244V245H49ZM67 244V243H66ZM65 244V245H66ZM26 246L27 248H25L24 246ZM44 245H45V243H44ZM54 245H59V244H54ZM64 245V244H63ZM68 245V244H67ZM72 245V244H71ZM20 246V245H19ZM37 246V245H36ZM47 246V245H46ZM14 247V246H13ZM59 247V248H58ZM47 246V247H44V246H42V245H40V244H38V247H36L37 249H36V251L38 252V253H40V254H50V255H52L53 253H56V254H59V251L61 250V247L62 248H64L63 246ZM71 248V246H68V248ZM24 248V249H23ZM68 248H67V246L65 247V250H64V252L65 251H67L68 250ZM9 249H10V247H9ZM13 250L15 249V248H12ZM23 249V250H22ZM27 249H28V253H26L27 252ZM35 249V248H34ZM67 249V250H66ZM11 250V249H10ZM2 251V250H1ZM5 251L7 252L8 250L7 249H5ZM12 251V250H11ZM11 251H9V252H11ZM24 251V253L22 254V252ZM34 252V251H33ZM32 252V253H33ZM58 252V253H57ZM62 252H63V250H62ZM4 254H5V252H3ZM68 253H70V251L68 250ZM82 253V252H81ZM4 254H3V257H4ZM7 254V253H6ZM5 254V255H6ZM9 254V253H8ZM11 255H12V257L9 259V256L7 257V258H3L1 255V257H0V264H18V257H14L13 258V254L12 253H10ZM15 254V255H16ZM28 254V256H26ZM62 254V253H61ZM23 255V256H22ZM38 255V254H37ZM54 255V254H53ZM52 255V256H53ZM79 255H81V254H79ZM32 256H34V255H32ZM35 256H36V254H35ZM40 256H43V255H40ZM82 256V257H83ZM87 256V255H86ZM19 257V258H20ZM28 257V258H27ZM58 256L56 255V257H54V258H57ZM64 256H62V258H63ZM15 258H17V259H15ZM37 258V257H36ZM85 257H83L82 258V260L84 259ZM27 259H28V261H27ZM34 260H35V257L33 258ZM45 260V259H44ZM52 260L54 261V259L52 258ZM57 260H60V259H55V261L57 262ZM49 262L48 263H45V264H51L53 261H50V260H48ZM54 261V262H55ZM65 261V260H64ZM23 262H21V264H23ZM46 262H47V259H46ZM67 262V261H66ZM70 262V261H69ZM19 263H20V261H19ZM43 263H44V261H43ZM63 263V262H62ZM62 263H59V264H62ZM54 264V263H53ZM55 264H57V263H55ZM64 264V263H63ZM65 264H67V263H65ZM69 264V263H68ZM228 264H232V263H228ZM235 264V263H234Z\"/></svg>",
	"mask_w": 264,
	"mask_h": 264
}]
</instances>
